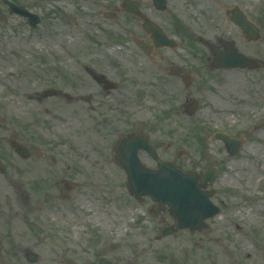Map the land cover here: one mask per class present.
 Masks as SVG:
<instances>
[{"label":"rangeland","instance_id":"1","mask_svg":"<svg viewBox=\"0 0 264 264\" xmlns=\"http://www.w3.org/2000/svg\"><path fill=\"white\" fill-rule=\"evenodd\" d=\"M12 1L41 22L32 29L0 0V264H31L28 248L39 255L34 264H264V0H218L230 38L201 41L196 33L212 28L201 11L206 0H168L165 11L137 0L178 44L150 55L134 39L152 42L151 35L125 0ZM236 6L257 27V40L232 20ZM232 42L257 67L209 71L212 46L224 51ZM171 65L193 74L191 89L167 74ZM86 67L116 89L104 90ZM48 89L72 99L41 98ZM188 96L201 103L193 117L183 114ZM140 132L186 172L218 169L208 189L221 211L207 228L159 237L176 220L168 211L153 214L149 197L138 202L115 160L120 137ZM216 132L244 138L240 151L230 156ZM12 139L29 158L14 152ZM239 241L247 251L241 263Z\"/></svg>","mask_w":264,"mask_h":264},{"label":"water","instance_id":"2","mask_svg":"<svg viewBox=\"0 0 264 264\" xmlns=\"http://www.w3.org/2000/svg\"><path fill=\"white\" fill-rule=\"evenodd\" d=\"M154 1L158 9L164 10L166 8L167 0ZM5 3L9 5L10 14L16 12L23 16H28L29 23L32 27H36L40 22L38 16L30 14L24 7L17 6L9 0H5ZM125 5L128 11L140 14L145 18L139 10L141 5L139 2L126 0ZM234 20L248 31L253 39L258 38L257 32L245 16L241 13H236ZM146 29L153 33V40L156 47H174L176 45L174 40L169 39L156 24L148 22ZM139 44L142 45L140 42ZM214 54L215 59L210 65L211 69L238 66L254 67L252 60L239 53L233 46L228 49L227 53L214 51ZM90 72L99 82H105V88L114 87L113 83L105 80L103 76L96 75L92 70ZM181 77L185 81L186 86L189 87L191 77L187 74H181ZM52 93V91H48L44 95L48 96ZM198 108V102L193 100L187 106L186 112L188 115H193ZM216 137L225 141L230 155H235L239 151L242 140H234L221 133L216 134ZM14 146L24 157L28 156L23 146L17 143H14ZM140 149L146 150L157 161L159 165L157 170L149 169L141 163L138 157V151ZM116 158L127 172L130 193L139 201L143 200L144 196H150L153 201L158 202L159 205L155 207L154 213H158L161 209H164V206L167 204L170 214L178 221V228H189L191 231H201L207 228L205 219L220 212V208L210 201L213 191L203 190L207 186L208 181L214 183L218 175L216 168L203 174L195 172L184 173L175 165L161 161L157 152L149 144L145 134L123 138ZM169 233L171 231H166L164 234Z\"/></svg>","mask_w":264,"mask_h":264},{"label":"bare ground","instance_id":"3","mask_svg":"<svg viewBox=\"0 0 264 264\" xmlns=\"http://www.w3.org/2000/svg\"><path fill=\"white\" fill-rule=\"evenodd\" d=\"M196 0L193 1V4ZM198 1V0H197ZM208 2V6L204 9L201 8V11H203L204 15L209 18L208 24L209 26H212V28H202V30L205 31V33H196L195 37L197 38V40H205L207 38V36L209 35H217L220 37H223L225 39H229V35L227 33V26H226V21H227V17L223 16L222 11H223V7L220 5V3L218 2V0H206ZM192 2V1H191ZM61 35H70V33L68 32H62ZM241 35L243 36L244 33L241 32ZM114 51L117 52V50L113 49ZM241 85V81L239 80V91H243V88L240 87ZM241 93L239 92V95ZM36 167H39L38 165ZM255 209L259 210L260 207L257 206L255 207ZM229 217H231L229 215ZM232 221L235 223L236 227L242 231L243 229V224L241 223L240 220H237L236 218L231 217ZM99 221H104L102 218L98 219ZM104 226H106V223L104 221ZM121 228V227H120ZM212 237L215 239L220 240V236L216 233L213 232ZM176 246L180 245L179 242H176L175 244ZM213 249H218L219 245H213L211 246ZM217 251V250H215ZM218 252V251H217ZM244 252L247 253L246 251V244L242 241H239V263H241L244 259V257H242L241 254H244ZM202 255L203 253L201 251L196 252L195 254V259L197 260H201L202 259Z\"/></svg>","mask_w":264,"mask_h":264},{"label":"flooded vegetation","instance_id":"4","mask_svg":"<svg viewBox=\"0 0 264 264\" xmlns=\"http://www.w3.org/2000/svg\"><path fill=\"white\" fill-rule=\"evenodd\" d=\"M153 51H154V50H153ZM153 51H152L151 53H152V54H156V52H153ZM151 53H150V54H151ZM150 54H146V55H150ZM171 66H173V65H171ZM169 71H170V67H169L168 72H169ZM168 72H167V73H168ZM175 78H176V77H175ZM177 79L180 80L178 77H177ZM180 81H181V80H180ZM189 98H191V96H188V98L186 99V101H187ZM0 160L2 161L1 156H0ZM30 251H33V250H31V249L28 248V249H26L25 252H24V254H25V256H26V261H27L28 263L34 264V263H36L37 261H36V262H32V261L29 260V252H30ZM16 256H17V255H16ZM38 259H39V255H38Z\"/></svg>","mask_w":264,"mask_h":264}]
</instances>
